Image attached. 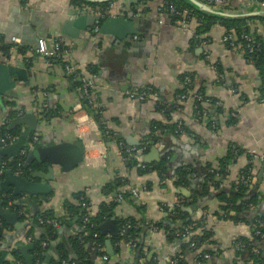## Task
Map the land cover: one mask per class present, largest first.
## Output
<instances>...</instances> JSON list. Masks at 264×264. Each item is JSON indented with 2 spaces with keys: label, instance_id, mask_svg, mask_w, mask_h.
Instances as JSON below:
<instances>
[{
  "label": "crops",
  "instance_id": "crops-1",
  "mask_svg": "<svg viewBox=\"0 0 264 264\" xmlns=\"http://www.w3.org/2000/svg\"><path fill=\"white\" fill-rule=\"evenodd\" d=\"M163 1L110 2L106 10L121 18L132 13L138 21L137 34L116 45L112 35L94 33L93 12L100 9L85 1L0 0V63L20 71L14 76L0 74V87L10 85L4 96L0 95V131L4 124L10 127L16 117L31 110L40 125L32 139L50 137L70 142L80 138L86 150L84 161L73 171L65 174L53 168L51 176L56 181L48 182L52 189L48 196L34 198L18 213L13 210L18 215L17 224L8 225L0 218V264H27L17 248L29 245L31 249L26 254L32 258L31 264H57L61 257L58 247L72 259L70 240L78 235L83 240L82 230L76 225L77 218H67L64 203L71 201L73 194L85 192L96 212L98 203L109 204L116 195H104L103 187L119 178L131 182L130 187L138 189L139 196L136 202L125 197L113 217L117 226L121 220L135 221L140 231L135 241L142 254L136 255L125 242H116L117 236L107 233L103 245L109 259L106 264H178L179 256L182 264H251L252 261L239 260L237 251L245 260L249 254L264 258V238L253 242L252 237L257 236L252 222L264 216V164L249 155H264V104L259 102V73L242 52L223 42L225 28L220 23L206 34L196 35V18L191 19L192 31L180 28L169 18L171 14L160 7ZM221 1L216 7L221 11H251L245 0ZM256 19L232 21H246L249 30L254 29V34L263 37L264 22ZM12 38L20 39L21 44L13 43ZM40 38L59 40L69 50L72 65L87 73L90 66L98 70L93 79L94 100L100 107L104 127L112 132L109 140L97 133L99 125L83 110L80 90L72 89L62 67L36 53ZM217 65L221 74L215 71ZM186 79L190 81L187 86ZM147 87L156 91L158 103L127 99L129 92ZM196 94L203 97V102L197 103L200 116L192 99ZM182 96L185 98L180 99ZM160 104L166 108L157 112ZM155 123L175 124L177 129L186 127L189 133L180 130L174 136L163 134L155 131ZM23 128L11 130L19 136ZM143 145L146 146L141 152H132ZM123 150L137 158L139 172L126 168ZM165 155L171 162L169 178L160 182L155 173L143 174L145 166L156 165ZM228 155L230 160L223 170L219 169L218 163ZM177 170L184 171L178 185ZM40 172L47 174L48 170L43 168ZM244 172L249 179L245 201L256 196L258 204L246 207L240 220H225L216 199L217 189L241 182ZM204 187L210 193L203 198L210 199L198 206L203 198L194 202V196ZM179 198L181 215L176 214L175 208ZM40 212H51L59 222L54 226L56 239L41 242L42 253L35 255L32 240L43 232L32 224L31 218ZM189 220H203L204 229L212 235L209 244L204 243L194 252L182 247L188 246L193 235H201L203 229L182 237L184 231L180 230ZM156 224L169 227L175 232L174 238L167 240V232L155 230ZM239 237L252 241L253 247H235ZM96 247L94 242H87L84 252L95 251ZM212 249L213 255L206 252ZM204 254L209 257L203 259Z\"/></svg>",
  "mask_w": 264,
  "mask_h": 264
},
{
  "label": "trees",
  "instance_id": "trees-1",
  "mask_svg": "<svg viewBox=\"0 0 264 264\" xmlns=\"http://www.w3.org/2000/svg\"><path fill=\"white\" fill-rule=\"evenodd\" d=\"M253 1H256L257 3H262V4L264 3V0H253ZM88 4L92 5L93 7L99 8L101 11H104L109 7V3H102V4L88 3ZM160 7L167 14L169 12V9L173 7L178 10L180 9L182 11H186L188 18L190 19L196 18L197 20L196 30H195L196 35L206 34L209 31V29L212 28V26H214L217 23H220L226 30L234 28L238 34H240L242 31L250 32L249 28L246 26V21L222 20L217 17L205 16L202 13L193 10L191 6L183 0H164ZM171 17L169 18L172 19V22H177L178 19L176 17L172 15ZM256 20L260 22H264V19H256ZM252 34L254 37V42L258 44L259 46L256 47L253 52H247V50H245L243 54L254 65L255 69L259 73V76L261 79V84L258 87L259 102L261 101L264 102V43L261 42V39L258 35L254 33ZM50 61L57 63L58 65H60V67H62V69L65 65V63H63V60L61 58H52L50 59ZM215 67H216L215 71L221 74L222 71H221L220 65H217ZM87 68H88L87 71L89 72V74L98 76V70L95 67L90 66ZM67 79L70 82L72 89L79 92L81 83L76 82V81L73 82L72 76H67ZM11 98L15 100L14 97H11ZM81 103H82L83 110H85L86 113L99 125L100 135L106 140H109L108 138L113 137L112 132L107 130L103 125V120H102L103 117L100 115L101 110H100V107H98L99 105L98 106L90 105L87 98L83 96L81 97ZM10 106L13 107L14 102H11ZM156 111L157 112L163 111L162 106L157 105ZM154 126H155V131H160L163 134L167 133L173 136L178 135L180 130H183L184 132H188L186 127L177 129L175 124L166 126V125H161L159 123H155ZM6 134H10L11 137L13 138L12 140L14 141L18 137V133L16 130H11L9 129V125L4 124L0 131V138L1 139L4 138ZM122 153L124 156L126 168L139 172L140 168L138 167L137 158L133 156L131 153H128V152L126 153L124 150ZM24 160H25V157L22 160H20L17 157L14 162H9L8 159H5L4 160V162L6 163L5 168L6 170L10 169L14 173L19 172L20 174L25 176L26 172L23 170L22 166L18 168L19 161L23 163ZM229 160H230V156L228 155L225 160H222V162L220 161V164L218 163V168L223 170L225 167V164ZM170 165H171V162L169 158L165 155L161 159V161L157 163L156 165H153L151 167L145 166L143 168L144 171L142 170V172L144 175L155 173L159 181L161 182L162 180H165V178H169L168 172H169ZM244 175L248 177L247 172H244ZM175 176H176L175 184L178 185L180 184L181 181H183L184 171L177 170ZM3 177H4V174L0 177V181L3 179ZM213 179L214 178L211 177V180ZM130 184L131 182H129L127 179L119 178L115 180L114 182H110L106 184L103 187V192H104L103 194L104 195H108L110 193L118 194L121 192L120 189L122 187L130 186ZM217 190H218V195L216 199L221 205V211L225 215V218H224L225 220H232V221L240 220L239 216H241L244 210L247 209L246 207L256 206L258 204V198L256 196L245 201L247 197V193H248V188L246 184H242L241 182L235 183V184L231 183L229 187L225 186L222 188H218ZM209 193H210V190H207L206 187L202 188L201 190H198L196 195L194 196V202H196L200 198H203L204 196H207ZM1 195L2 197H0V200H3L4 204L6 206H10L12 210H14L16 213H18L21 207L27 206L28 205L27 203L31 201L27 199L22 200L21 197L14 198L10 194H5V193L0 192V196ZM125 197H129V195L124 194V198ZM81 198L85 201V203H91L87 195L85 194V192H78V193L73 194L71 201H66L64 203V206L66 210L65 215L67 216V218H70V219L77 218L76 225L79 228V230H82V232L80 231V233L82 234L83 240L79 239L78 237L79 235L77 236V238H73L70 240L71 245H72L71 250H72V253H74V257L72 259H69L67 254L64 253L63 249L61 247H58L57 249L60 251L59 256L61 257L58 259L57 264H98V262L96 261L100 260L102 258V255L104 254V252L100 251L98 247H96L95 251L94 250L88 251V253H86L84 252V245L87 242H94L96 246L99 245L103 247L105 243V237L102 236L98 227L108 218L113 216V211L116 209L119 203L116 202L115 199L112 200L111 203L109 204L108 203L106 204L104 202L98 203L97 211L95 212V214L92 215V217L88 218L87 221H84L86 213L82 211L81 209V206H80ZM176 214L181 215L183 214V212L180 209H178L176 211ZM31 222L34 226H38L39 228H41L42 229L41 231L43 232L41 236L38 238L32 237L33 238L32 241L34 242L33 252L35 253V255H41L42 253V248L40 247L41 242L50 243L52 240L56 239L57 233H56V229L54 226H56L55 224L59 222V219L55 218L51 212H40L31 218ZM155 227L158 230H164L167 232L166 234L168 236L167 240H171L174 238L173 236L175 235V232L174 231L171 232L169 230L170 229L169 227L167 226L163 227L161 224H156ZM118 228H119V233L117 235V238H115L116 242L119 241L120 239H125L127 241L135 240V237H137L140 233L139 229L137 228L135 224V221L131 218L119 221ZM199 228L203 229V231L201 232V235L199 236L193 235L192 240H191L196 243L195 247H191L190 246L191 242H190L188 246L186 244L184 247H182L183 250H185V248L186 249L189 248L190 250L194 252L195 250H200V248L203 246L204 243L209 244L210 239L212 238V235L208 230L204 229L205 224L203 220H199V221L189 220V221L184 222V227L182 228V230H180V232H183V230L188 229L190 232L193 233L194 231H196V229H199ZM252 228L254 230V233L257 230L264 233V216L255 219L252 222ZM29 230H31L32 232V229L30 227H29ZM252 237H253V242L259 241L258 235L254 236L253 234ZM235 242L242 244L243 248L247 250L253 247V242L252 241L249 242L246 238L239 237L237 238ZM133 250L135 251L136 255L141 257V254H142L141 246L138 243L135 244V247ZM206 252L210 255H213L215 253L213 249L207 250ZM13 254L15 255L16 252L13 251ZM235 254L239 260H244V262L252 261L251 264H261L262 262H264V258L255 256V255H250V254H249L248 259L245 260L241 255V251H237L235 252ZM182 262L183 260L179 256L178 264H182ZM103 264H106V263H103Z\"/></svg>",
  "mask_w": 264,
  "mask_h": 264
},
{
  "label": "water",
  "instance_id": "water-1",
  "mask_svg": "<svg viewBox=\"0 0 264 264\" xmlns=\"http://www.w3.org/2000/svg\"><path fill=\"white\" fill-rule=\"evenodd\" d=\"M92 4L110 3L113 0H82ZM142 1V0H140ZM188 3L191 8L205 16L217 17L223 20H244V19H264V7L258 4L249 6L251 11H246L242 14H234L226 11H221L217 8L203 4L199 0H183ZM132 13L126 18L112 17L106 19L99 30L100 35H112V42L116 45L126 41L128 36L137 34V19L132 18ZM0 74L3 76L20 75V71L14 67L6 66L0 63ZM12 86V85H11ZM10 85L6 84L0 87V95L4 96L6 89ZM12 97H15L14 95ZM24 127L17 137L16 141L8 147L0 149V169L5 159L9 162H14L21 151H26L24 163L22 165L26 175L16 174L8 169L4 172V177L0 181V192L10 194L12 197H21L22 200H33L36 197H46L52 189L48 182L56 181L51 176L54 172L53 168L57 167L62 173H69L82 164L85 157L84 142L77 138L75 141L65 142L56 141L54 138H43L33 145L32 135L36 131H40L38 118L32 111H26L24 115L16 117L9 129L14 127ZM46 168L47 174L40 172V169ZM40 180V182H36ZM207 199L203 198L198 201V206H201ZM0 218L8 225H15L18 221V215L13 212L10 206H6L3 200H0ZM99 231L103 236L110 234L111 237H116L119 232L115 217H110L104 221L99 227ZM108 247H110L107 241ZM31 249V245L27 247L17 248L20 251L27 264H31L32 258L26 254V251Z\"/></svg>",
  "mask_w": 264,
  "mask_h": 264
},
{
  "label": "built area",
  "instance_id": "built-area-1",
  "mask_svg": "<svg viewBox=\"0 0 264 264\" xmlns=\"http://www.w3.org/2000/svg\"><path fill=\"white\" fill-rule=\"evenodd\" d=\"M200 1L203 4H206V5H208L210 7H214V8L218 7V5L222 2L221 0H200ZM245 1L249 6L258 4V5L264 7V3L263 4L257 3L256 1H253V0H245ZM169 13L178 19L177 25H179L180 28H182L186 31H189V32L192 31V30H190L191 19L188 18L186 11H182L180 9L178 10V9L171 7L169 9ZM112 17H117V16L115 15L114 12H110L109 9L106 11H101V10L94 11L93 12V19H94L93 31H94V33H99V30H100L102 23L106 19L112 18ZM253 30L254 29H250L249 30L250 32L242 31L240 34H238L234 28H231L228 30L225 29L224 36H223L222 40L229 48L239 50L242 53L245 50H247V52H253L254 49L259 46L258 44H256L254 42V37L252 34ZM260 39H261V42L264 43V34H263V37H260ZM12 42L17 44V45L21 44V40L18 38H12ZM36 53L39 56L46 59L47 61H49L52 58H61L63 60V63H65V65L63 67L64 74L66 76H72L73 82L76 81V82L81 83V87H80L81 97L83 96V97L87 98V100L89 101V104L95 106V100H94L95 99V94H94L95 93L94 92L95 85H94L93 79H95L96 76L87 73L86 71H84L83 69H81L77 65H72L68 60L69 50L67 48H65L59 40H54V39L48 40L45 38L38 39ZM218 78H220V80L223 79L222 75H219ZM185 83L187 86L188 84H190V81L188 79H186ZM184 98H185L184 96L180 97V99H184ZM127 99L129 101H134V102H145L147 100H152L156 103H158V100H159L158 94L156 93V91L152 87L144 88L141 91L129 92L127 94ZM192 99H193L194 103L196 102V106H195L196 114H197V116H200L201 111H197L198 110L197 109V103L201 102L203 100V97L201 94H196L192 97ZM261 103L264 104L263 101H261ZM214 105L218 106V103H216ZM161 106L164 109L166 108L163 104ZM179 128H180V126H178V129ZM97 133H100V132L97 131ZM12 139L13 138L11 137L10 134H6L4 136V138H2V139L0 138V149L8 147L10 144H12L16 141V140L14 141ZM38 140H39V138L37 136L33 137L32 143H30V144L33 145V144L37 143ZM145 146L146 145H143L142 147L138 148V150H134L132 152H134V154H137V153L141 152L145 148ZM249 155L252 159H256V160H258L264 164V155H260V156H257L254 154H249ZM25 156H26V151L23 150L18 155V158L20 160H22ZM23 163H21L19 161L18 168L20 166H22ZM5 167H6V163L4 162L2 164L1 169H0V177L4 174V172L6 170ZM16 174H20V173L16 172ZM240 181L242 184H247L249 179L247 176H245L243 174L240 177ZM120 191H121L120 193L116 194L113 197V200L115 199L116 202L121 203L124 200V194L129 195V197L135 202L138 200L139 190L134 188L133 186L132 187H130V186L122 187L120 189ZM0 197H2V195ZM181 202H182V199H180V198L176 200V203H175L176 211L178 209H180V206L182 204ZM80 206H81L82 211H84L86 213L84 221H87L88 218L92 217V215L95 214V211H94L92 204L91 203H85V201L82 198L80 199ZM155 230H158V229L155 227ZM183 231L184 232H183L182 237H190L192 235V232H190L188 229H185ZM255 234L261 238H264V233H262L259 230L255 231ZM121 241L125 242L126 246L131 250L134 249L135 244H136L135 240L127 241L125 239H121ZM190 242H191L190 246L195 247L196 243L194 241H190ZM97 247L100 251L103 252V247H101L99 245ZM235 247L243 248V245L236 242ZM202 257H203V259L204 258L207 259L209 256L207 254H204V255H202ZM100 261L104 262V263H108L109 259L107 258V256H105L103 254ZM175 261L177 262V259ZM261 264H264V262H262Z\"/></svg>",
  "mask_w": 264,
  "mask_h": 264
}]
</instances>
